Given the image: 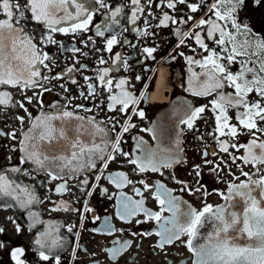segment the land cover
Here are the masks:
<instances>
[{"label": "snow or ice", "instance_id": "6c2138e0", "mask_svg": "<svg viewBox=\"0 0 264 264\" xmlns=\"http://www.w3.org/2000/svg\"><path fill=\"white\" fill-rule=\"evenodd\" d=\"M97 2L101 7H108L103 0H97ZM253 2L256 5L262 4V0H253ZM130 3L135 6L131 13V23L135 24L139 19L138 13H143L145 9L141 5V0H130ZM147 3L151 5L153 0H147ZM178 5H184L191 15H187L186 19L181 17L177 20L175 16L164 12L162 18L154 17L159 21L156 26L188 24L196 19L195 14L206 11L208 18L198 20L195 24V29L198 30H194V35L192 32H182L179 27L176 28L175 35L182 37L180 44H184V38H193L201 50L197 53L199 59L192 55L186 56L184 52L179 53L187 62L190 74L186 91L197 97H214L208 104L199 107L188 105L183 108L178 123L193 130L195 122L208 119L203 114L206 110L210 111L215 122L212 136L220 152L228 154L233 164L240 161L242 165H251L255 171L250 173L237 165L240 169V175L237 176L231 173L230 165H228L229 174L233 176V179L228 183L226 192H217L223 199V204L213 206L205 203L202 209L197 210L190 205H184L179 197L172 195L171 190L163 184H158L153 198L160 205L159 211L153 212L144 207V192L136 188L134 191L141 199L134 201L121 192L117 215L121 220L130 222L131 217L142 213L145 219L137 220L138 224L154 220L159 228L155 232V235L160 237L157 246L161 249L165 245L187 237L183 243L194 257L193 264H264V174L261 173V168L264 167V126H261L264 125V37L254 33L240 19L239 12L245 5V0H214L210 4L206 3V0H199L198 3L194 0H159L158 3V6H164L173 11L180 10ZM26 13H30L33 21L44 25L48 30L39 43L55 44L56 40L52 34L56 32L67 34L87 31L93 19L92 11L82 0H25L23 6L18 0H0V14L3 16L0 18V86L19 88L23 94V100L13 104L10 92L0 91V106H18L31 121L26 131L21 129V137L17 136L15 130L10 133L0 131V136L7 135L13 140H19V150L23 153L21 163L31 161L52 180L64 178L65 175L75 178L85 170L96 169L98 163L102 165V169H107L109 163L115 161L118 155L125 158L131 157L127 159V163L134 165L135 170L140 173L160 172L162 168L184 163L179 155L182 151L179 140L176 141L175 149L162 148L159 143L153 149L140 137L137 138L135 146L138 155L124 152L120 147L123 134L136 125L123 124L116 137L110 139V131H114L119 123L114 117H109V120H115L111 129L107 127L105 121H97L95 117L79 116L72 111L41 112L39 116L33 117L26 104H32L35 99L43 108L42 97L45 92L50 91L44 82L58 77H51L42 72V69H47L48 73L52 71L47 63L49 55L41 51L38 42L21 24ZM120 14L121 8H116L111 13L110 19L115 22ZM66 23L67 27L62 26ZM150 26V21L145 20V30L140 34L152 35L147 31ZM111 28V24H105L103 30L97 25L96 35L104 36L105 31ZM117 43L118 40L113 35L107 40L106 50L111 52ZM75 51L79 52L80 49ZM155 51L154 47L143 49L148 58L153 57ZM193 52H196L195 48ZM115 61H122L123 66L128 67L127 60H122L119 54H116ZM99 63L104 64L106 61L101 57ZM193 65L199 67L200 71H195ZM233 65H238V70H233ZM68 71L71 72L72 69L69 68ZM109 72L110 69H102L98 76L99 86L109 93L108 111L127 114L131 108L132 115L144 119V111H137L135 106L140 100L146 99V96L141 94L137 98L128 91L126 79H120L115 84V89L118 91H114ZM85 79L89 78L85 77ZM136 79L139 80L140 77L137 76ZM72 83L76 81L72 80ZM88 88L89 95L94 96L96 85L89 84ZM226 88L232 91L226 92ZM37 89L39 91H36ZM25 90H32L33 95L28 96ZM253 93L255 96L250 99ZM81 95L83 96L84 93ZM76 107H83V105ZM229 109L236 110V124L231 123ZM131 118V115L127 116V120L130 121ZM16 119L24 125V116H17ZM142 131L152 133L153 139L159 141L155 129L147 128ZM240 135L248 136L249 140L246 143H239L236 138ZM220 137L227 138L220 139ZM230 149L235 152L243 149L244 154L237 156ZM208 155L207 151L203 153L205 157L203 162L213 164V161L207 159ZM212 155H217L215 150ZM193 167L196 170V176L200 177V165ZM221 170L220 164H215L212 168L214 174H218ZM12 171L20 172L21 169L14 167ZM102 175L101 170L100 175L95 177L97 186ZM161 175H163L162 172ZM241 176L245 179L241 180ZM107 179L117 188H123L132 183L124 173L109 175ZM80 183L88 185V180L84 179ZM139 183L143 185L145 191L152 187L143 180ZM176 183L183 185L181 191H187L190 194L200 192L203 188V185L189 187L188 183L182 180H176ZM65 190L66 183L56 188L57 192ZM107 191L106 188L103 189V192L107 193ZM204 194L207 196L209 193L205 191ZM0 195L12 197L21 207H28L36 201V196L28 186L22 187L15 184L5 175H0ZM53 210L79 211V209H69L63 203L60 208ZM84 211L92 210L85 205ZM165 212L169 215L164 216ZM30 216L34 224L40 222L35 214L30 213ZM206 225L210 227V231L205 233L202 230ZM108 227L109 231L113 230L111 226ZM16 230L20 231L19 225H16ZM68 231H72L71 226ZM3 232L4 229L0 227V233ZM55 232H58V228L50 226L49 231L35 239L34 244L38 246L41 261L53 259L55 264H60L59 256L51 255L54 249L61 246V238L56 236ZM133 235L136 234L133 233ZM144 235H152V233L148 232ZM127 246L123 245L121 248L108 251L115 259ZM2 247L3 242L0 241V248ZM10 255L15 264H25V261L21 259L24 255L23 248L12 250Z\"/></svg>", "mask_w": 264, "mask_h": 264}, {"label": "flooded vegetation", "instance_id": "af4514ba", "mask_svg": "<svg viewBox=\"0 0 264 264\" xmlns=\"http://www.w3.org/2000/svg\"><path fill=\"white\" fill-rule=\"evenodd\" d=\"M18 2L23 6L25 0H18ZM82 2L93 13L88 30L82 33H53L55 44L39 43L48 30L44 25L33 21L30 13H26L21 21L26 32L38 42L41 51L49 55L47 63L52 71L48 73L47 69H42V72L51 77H58L44 82L50 91L45 92L42 97L43 108L34 99L32 104H26L29 112L36 117L41 112L72 111L79 116L95 117L97 121H105L109 129L112 128L115 120H118L115 130L109 133L110 139L116 137L123 124H135L136 127L130 128L129 132L123 134L120 147L124 152L138 155L135 146L137 138L140 137L153 149L158 143L162 148L175 149L176 141L179 140V147L182 150L179 155L184 163L162 168L160 172L140 173L135 170L134 165L127 163V159L131 157L125 158L118 155L115 161L109 163L107 169H102V165L98 163L96 169L85 170L75 178L65 175L64 178L52 180L31 161L21 163L23 153L19 150V140H13L7 135L0 136V175L7 176L10 181L22 187L28 186L36 196V201L31 205L21 207L12 197L0 195V227L4 229V232L0 233V241L3 242V247L0 248V264H15L10 253L16 248L24 249L21 259L25 261V264H55L53 259L41 261L38 246L34 244L35 239L40 238L42 233L48 232L50 226L58 228L55 235L61 238V246L51 253L53 256H59L60 264H193L194 257L183 243L187 237L165 245L161 249L157 246L160 237L155 235V232L159 228L154 220L138 224L137 220L145 219L141 213L131 217L130 222H126L120 219L117 210L120 193L123 192L134 201L139 200L141 197L134 191L139 188L144 192V207L153 212L159 211L160 205L153 198L158 184H163L171 190L172 195L179 197L184 205H190L197 210L202 209L205 203L216 206L224 203L217 192H226L228 183L233 179V176L229 174L228 165H230L231 173L237 176L240 175L237 165L243 167L244 171L250 173L255 171L251 165H242L240 161L233 164L228 154L220 152L212 136L215 122L210 111L206 110L203 114L208 119L197 120L193 130L178 123L183 108L188 105L199 107L208 104L209 100L214 98L197 97L186 91L190 74L187 62L179 53L184 52L186 56L192 55L199 59L197 53L201 50L193 38H184V44H180L182 37L175 35L177 27L182 32H192L194 35V30H198L195 29V24L200 18L207 19L208 14L206 11L197 13L196 19L188 24L157 27L159 21L154 17L162 18L164 12L175 16L177 20L181 17L186 19L191 13L184 5H178L180 10L173 11L164 6H158L159 0H153L151 5H148L147 0H141L145 10L143 13H138L139 19L132 24L131 13L135 6L130 3V0H103L108 7H101L97 0H82ZM194 2L198 3L199 0ZM212 2L214 0H206V3ZM116 8H121V14L113 22L110 17ZM239 17L254 33L264 37V0L261 5H256L253 0H245ZM0 18H3L2 14ZM145 20L150 21L151 24L147 29L152 33L150 36L140 34L145 30ZM105 24H111V30L105 31L104 36H97L96 26L99 25L103 30ZM62 26L67 27L68 24ZM113 35L116 36L118 43L113 46L111 52H108L107 40ZM89 37L92 39L89 40ZM145 47L156 48L153 57H146L143 52ZM194 48L196 52H193ZM75 49L80 51L77 52ZM116 54H119L122 60H127V68L123 66L122 61H115ZM101 57L106 63H99ZM69 68L72 69L71 72L68 71ZM105 68L110 69L109 77L113 80L114 91H118L115 89V84L120 79H126L128 91L137 98L141 94L146 96V99L140 100L135 106L137 111H144V119L132 115L131 108L127 114L108 111L109 93L99 86L98 81L100 71ZM232 68L238 70V65H233ZM193 69L200 71L195 65ZM137 76L140 77L139 80L136 79ZM85 77L89 79L86 80ZM72 80L76 83H72ZM89 84L96 85L94 96L89 95ZM0 91L10 92L13 104L23 100V94L19 88L0 86ZM25 91L28 96L33 95L32 90ZM225 91L232 90L226 88ZM81 93L84 95L82 96ZM254 96L255 93L250 99ZM77 105H83V107L78 108ZM128 115L132 116L130 121L127 120ZM228 115L232 117L231 123L236 124V110L229 109ZM17 116L25 117L24 125L19 123ZM109 117H114L115 120H109ZM30 123L27 114L18 106H0V131L10 133L15 130L17 136L21 137V129L26 131ZM147 128L155 129L159 141L153 139L152 133L142 131ZM226 138L220 137V139ZM236 139L239 143H246L249 137L240 135ZM213 150L217 155H212ZM205 151L209 153L207 159L213 161V164L203 162ZM230 151L237 156L244 154L243 149L239 152L232 149ZM215 164L221 165L222 170L218 174L212 172ZM194 165H200V177L196 176ZM14 167H19L21 171L13 172ZM101 170L103 175L97 186L95 177L100 175ZM116 173L126 174L132 183L123 188H117L107 179L109 175ZM261 173L264 174V167L261 168ZM240 178L245 179L243 176ZM84 179L88 180V185L80 183ZM141 180L152 187L145 191L143 185L139 183ZM176 180L186 181L189 187L203 185V188L200 192L190 194L187 191H181L183 185L176 183ZM62 183H66V190L57 192L56 188ZM104 188L108 190L107 193L103 192ZM205 191L209 193L207 196L204 194ZM62 203L69 209H79V211L53 210L60 208ZM85 205L92 211L85 212ZM30 213L35 214L40 222L34 224ZM168 215L169 213H164V216ZM16 225L20 226V231L16 230ZM70 226L71 232L68 231ZM108 226H111L113 230L109 231ZM202 231L206 233L210 231V227L206 225ZM148 232L152 235H144ZM123 245L128 246L113 259L108 250L121 248Z\"/></svg>", "mask_w": 264, "mask_h": 264}]
</instances>
